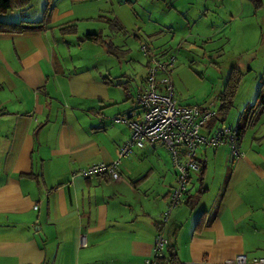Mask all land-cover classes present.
I'll use <instances>...</instances> for the list:
<instances>
[{
  "label": "crops",
  "instance_id": "1",
  "mask_svg": "<svg viewBox=\"0 0 264 264\" xmlns=\"http://www.w3.org/2000/svg\"><path fill=\"white\" fill-rule=\"evenodd\" d=\"M53 23L0 33V264H148L158 230L168 240L164 255L172 248L182 264H223L255 246L264 254V110L241 136L240 156L227 145L199 150L201 170L190 174L168 223L157 227L176 169L164 161L162 172L160 156L150 160L146 145L120 156L131 129L114 119L140 113L139 106L127 93L125 103L93 93L90 84L80 93L60 57L68 44L52 40ZM144 45L158 58L172 51ZM116 159L118 179L79 174ZM214 185L222 192L211 202L205 197Z\"/></svg>",
  "mask_w": 264,
  "mask_h": 264
},
{
  "label": "rangeland",
  "instance_id": "2",
  "mask_svg": "<svg viewBox=\"0 0 264 264\" xmlns=\"http://www.w3.org/2000/svg\"><path fill=\"white\" fill-rule=\"evenodd\" d=\"M44 17L48 22L54 19V43L69 46L60 57L68 60V74L81 87L80 93H88L90 84L93 93H113L111 98L120 103L122 93H135L145 74L144 43L171 47L173 93L182 105L215 100L217 110L230 69L239 68L242 76L224 117L228 126L241 124L244 108L255 102L264 84V0L260 4L253 0H29L21 9L0 13V21L25 25ZM86 33H98V43L82 41ZM151 34L155 38L150 42ZM153 146L146 145L149 159L160 156L162 172L164 161L174 168L168 149ZM161 170L154 177L160 188ZM193 184L195 195L196 178ZM221 190L214 185L205 198L212 202ZM149 198L152 203L154 195ZM255 248L244 255L249 262L264 257Z\"/></svg>",
  "mask_w": 264,
  "mask_h": 264
},
{
  "label": "built area",
  "instance_id": "3",
  "mask_svg": "<svg viewBox=\"0 0 264 264\" xmlns=\"http://www.w3.org/2000/svg\"><path fill=\"white\" fill-rule=\"evenodd\" d=\"M142 50L148 56L145 77L135 89V93H127L141 111L137 113L131 110L116 117L114 121L123 122L131 129V137L121 148L120 156L129 154L134 146L142 148L151 143H160L170 153L176 169V183L170 191L167 209L159 218L162 227L168 223L172 210L187 195L190 174L201 169L198 161L200 149L206 146L227 145L231 156L238 157L242 153L237 127L221 124L213 132L208 129L210 120L217 115L215 100L202 105H182L174 98L171 69L175 56L170 54L166 58H158L148 52L144 44ZM204 130H207V133H203ZM119 164V159L109 163H95L80 169L79 174L91 176L105 173L111 179H118ZM34 207L37 208V205ZM80 241L85 245L84 234L80 235ZM167 245V238L158 230L153 254L146 262L156 264L157 258L164 255ZM224 264H264V257L254 258L249 262L244 255H238Z\"/></svg>",
  "mask_w": 264,
  "mask_h": 264
},
{
  "label": "trees",
  "instance_id": "4",
  "mask_svg": "<svg viewBox=\"0 0 264 264\" xmlns=\"http://www.w3.org/2000/svg\"><path fill=\"white\" fill-rule=\"evenodd\" d=\"M255 4H260L261 0H253ZM29 0H0V13H6L8 11L14 9H21L27 6ZM48 7V6H47ZM45 11L50 13V10ZM48 14H46L47 16ZM44 17L42 20L38 22H29L31 25H25L22 22H4L0 21V33H23L25 31H34V30H42L50 28L48 27L50 22L45 20ZM64 28L60 27V31L64 32ZM100 35L98 33H86L81 38L82 41H91L98 43ZM80 40V41H81ZM108 52H112L108 50ZM242 76V71L237 67H232L230 69V73L228 75V79L225 85L224 90L218 96L219 107L217 109V115L212 118L209 122L208 129L212 132L220 127L221 124H224V117L227 111L233 105V97L235 94V90L237 89L238 83ZM264 110V84L261 85L260 90L258 91L255 102L250 106L244 108L241 116V124L237 127L239 133V139L243 135V133L250 128L256 116ZM201 170V169H200ZM157 227H161L160 223H156ZM168 248V246H167ZM166 248V249H167ZM156 264H182L179 262L177 255L173 252L172 248L168 249L167 255H161L157 258Z\"/></svg>",
  "mask_w": 264,
  "mask_h": 264
}]
</instances>
